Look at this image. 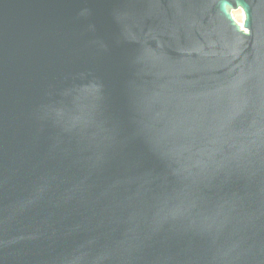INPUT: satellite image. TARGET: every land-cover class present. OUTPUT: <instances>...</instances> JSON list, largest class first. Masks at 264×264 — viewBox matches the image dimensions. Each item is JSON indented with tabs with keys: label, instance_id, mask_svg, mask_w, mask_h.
<instances>
[{
	"label": "water",
	"instance_id": "water-1",
	"mask_svg": "<svg viewBox=\"0 0 264 264\" xmlns=\"http://www.w3.org/2000/svg\"><path fill=\"white\" fill-rule=\"evenodd\" d=\"M0 264H264V0H0Z\"/></svg>",
	"mask_w": 264,
	"mask_h": 264
},
{
	"label": "rangeland",
	"instance_id": "rangeland-1",
	"mask_svg": "<svg viewBox=\"0 0 264 264\" xmlns=\"http://www.w3.org/2000/svg\"><path fill=\"white\" fill-rule=\"evenodd\" d=\"M233 15H234V18L236 19V21L238 23H240V24L243 23L244 14H243L242 10L233 11Z\"/></svg>",
	"mask_w": 264,
	"mask_h": 264
}]
</instances>
